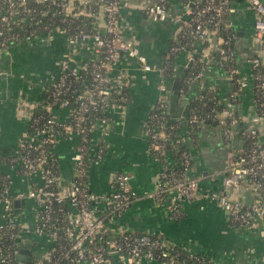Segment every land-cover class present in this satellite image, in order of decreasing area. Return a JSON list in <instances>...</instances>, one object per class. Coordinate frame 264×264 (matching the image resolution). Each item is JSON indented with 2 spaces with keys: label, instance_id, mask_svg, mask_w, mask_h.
<instances>
[{
  "label": "built area",
  "instance_id": "2783aa9c",
  "mask_svg": "<svg viewBox=\"0 0 264 264\" xmlns=\"http://www.w3.org/2000/svg\"><path fill=\"white\" fill-rule=\"evenodd\" d=\"M232 0H185L190 14L188 26L171 46L172 56L182 48L196 43L215 50L228 69L237 89L248 86L247 77L238 74L235 34L225 17L232 11ZM254 10V27L258 38H264V0H241ZM131 5L129 0H0V58L12 46L29 42L49 43L56 33L64 34L69 50L62 54L56 73L43 99L45 115L29 116L30 135L14 149L11 163L23 175L39 179L28 195L14 194L12 178L4 177L0 188V264H18L24 229L15 212L14 201L29 197L37 205V224L33 232L48 239L51 246L32 261V264H216L192 251L168 246L160 238L146 233L124 231L113 235L107 218L121 215L134 200L131 189L132 174L116 172L111 192L93 194L87 182L89 168L98 165L106 153L105 137L111 130L112 113L123 112L130 97L128 73L114 70L123 58L135 59L145 71L154 67L148 62L140 47L126 38L120 30L121 12ZM142 10L154 22L175 19L165 0L143 5ZM103 27L98 26L99 19ZM91 46L90 57L79 60L72 49ZM253 72L257 114L255 124H264V60L255 57L250 61ZM160 72L164 73L163 67ZM202 65L186 76L192 84L202 79ZM161 94L146 121L145 134L151 151L162 160L161 183L157 195L169 202L173 212L199 197L198 179L191 177L192 159L182 148L184 139L174 129L183 123L196 129L204 124H214L229 136L238 123L230 107L221 105L212 95L201 97L198 104L189 107L182 116L169 124V97L167 85H159ZM236 90L230 94L237 96ZM67 114L59 115L60 110ZM33 113V112H32ZM33 115V116H32ZM185 119V121H183ZM99 131V137L95 133ZM246 148L228 168L225 185L240 188L243 180L251 183L254 198L246 203L224 193L217 201L230 220L241 228L251 229L264 221V140L256 125L241 131ZM59 137L73 144V176L66 178L59 170L54 147ZM167 144L172 145L179 158L168 156ZM206 197L213 198L211 194ZM99 204L103 207L100 212ZM24 229V230H22ZM22 231H24L22 233ZM264 236V229L260 230ZM184 255L185 258H182Z\"/></svg>",
  "mask_w": 264,
  "mask_h": 264
},
{
  "label": "crops",
  "instance_id": "0c3cea01",
  "mask_svg": "<svg viewBox=\"0 0 264 264\" xmlns=\"http://www.w3.org/2000/svg\"><path fill=\"white\" fill-rule=\"evenodd\" d=\"M129 1L131 5L121 12L120 30L140 47L154 69L145 71L132 58H123L116 65L115 74L123 71L129 75L131 84L127 90L130 100L123 112L114 110L111 115L113 121L105 137V156L100 164L89 168L87 175L90 192L96 195L111 192L114 174L128 172L132 174L131 189L135 197L121 215L107 218L113 235L124 231L150 234L168 246H179L183 252L199 253L216 264H264V236L260 234L264 221L251 229L241 228L230 220L215 198L224 193L246 203L254 198L248 180H243L238 189L225 185L231 161L247 145L242 129L256 125L264 140V124L253 122L257 106L250 61L255 57L264 60V38L260 39L256 34L253 8L247 2L232 0L233 11L225 17V23L231 24L235 34L238 74L248 78L247 87L236 90L218 53L201 43L182 48L174 55L173 78L189 85L188 91L178 96L179 104L186 100L183 113L193 100L212 95L221 105L230 107L238 119L229 136L214 124L207 123L196 129L186 123L179 126L177 135L184 139V148L191 156L190 175L198 179L199 197L185 202L176 213L171 211L165 198L157 195L164 165L152 154L145 130L149 114L162 98L159 85L164 83L170 90L172 88L173 78L160 70L171 58L170 48L188 26L190 14L185 0H165L175 19L154 22L144 14L142 7L157 0ZM103 25L104 20L100 18L98 26ZM67 50L64 34L56 33L49 43L14 45L0 58V180L10 175L14 194L28 195L39 183L38 178L21 174L19 166L11 163V158L19 142L30 135L29 116L42 103L50 77L56 73L59 60ZM72 52L79 60L92 54L89 45L73 48ZM199 65L204 68L203 78L187 84V71ZM235 90L237 96L232 99L230 94ZM22 100L27 114L21 117L18 109ZM58 113L64 116L67 111L62 109ZM99 135L97 131L95 137ZM73 152L71 142L63 137L57 139L54 155L59 170L66 178L73 176ZM168 156L171 157L169 152ZM206 194H211L213 198L206 197ZM261 195L264 201V190ZM14 206L22 227L32 230L29 233L22 231L20 242L21 248L31 250L25 263L32 264L35 256L48 250L51 244L47 238L33 232L38 221L35 201L29 197L16 199ZM98 207L103 213V207L100 204ZM147 264L160 263L148 261Z\"/></svg>",
  "mask_w": 264,
  "mask_h": 264
},
{
  "label": "trees",
  "instance_id": "16d2710c",
  "mask_svg": "<svg viewBox=\"0 0 264 264\" xmlns=\"http://www.w3.org/2000/svg\"><path fill=\"white\" fill-rule=\"evenodd\" d=\"M200 66V65H199ZM199 66L198 67H192V68H190L187 72H188V74L186 75V76H188L189 75V72L190 71H193L194 69H198L199 68ZM163 69H164V74L165 75H167V77H169V78H173L174 77V75H175V57L174 56H171V58L164 64V66H163ZM173 80H174V78H173ZM188 89H189V85H185V84H183V83H180V91H179V94H181V93H185L186 91H188ZM45 94V93H44ZM46 95V94H45ZM45 95H44V97H45ZM44 99V98H43ZM198 104H211V102H209V101H200V100H193L188 106H187V108H186V111L189 109V107H191V106H194V105H198ZM33 115H45V114H47V110L45 109V107H44V102L42 101V103L41 104H39L37 107H36V109L33 111V113H32ZM32 115V116H33ZM168 116V118H169V120H170V122H169V124H175L176 125V122H175V119H173V117H172V114H171V112L167 115ZM31 123V122H30ZM30 123H29V125H30ZM30 129V132L32 131L31 130V127L29 128ZM177 131H178V128L176 127L175 129H174V131H173V135H172V137L173 138H175L176 137V135H177ZM167 147L169 148V150H168V152H169V155L172 157V158H179V152H177L174 148H172V145H170V144H167ZM182 148H184V146L182 147ZM152 152V154H154V152L153 151H151ZM155 155V154H154ZM2 183H3V179H1L0 180V188L2 187ZM172 247V246H171ZM175 248H178V249H180V250H182V252H183V249L181 248V247H179V246H175ZM183 253H185V254H187V251H184ZM197 254H199V253H197ZM200 256H202L203 257V255H201V254H199ZM182 258H185L184 257V255H182ZM206 259V258H205ZM207 260V259H206ZM208 261H210V260H208Z\"/></svg>",
  "mask_w": 264,
  "mask_h": 264
},
{
  "label": "water",
  "instance_id": "95a60500",
  "mask_svg": "<svg viewBox=\"0 0 264 264\" xmlns=\"http://www.w3.org/2000/svg\"><path fill=\"white\" fill-rule=\"evenodd\" d=\"M179 91H180V79L176 78L172 84L171 94L169 97V110L172 116L176 118L182 116L184 107L186 105V100H183L179 104V99H178ZM17 203L18 201L15 202V204ZM31 253H32L31 250L21 248L20 254L17 257V259L20 260V264H26L25 263L26 256H30ZM27 264H31V262H27Z\"/></svg>",
  "mask_w": 264,
  "mask_h": 264
},
{
  "label": "rangeland",
  "instance_id": "374dc122",
  "mask_svg": "<svg viewBox=\"0 0 264 264\" xmlns=\"http://www.w3.org/2000/svg\"><path fill=\"white\" fill-rule=\"evenodd\" d=\"M39 61H40V59H39ZM162 97L164 98V99H167L168 97L165 95V94H163L162 93ZM23 103H24V101L22 100V101H20V103H19V109H18V114H19V116H23V115H26L27 114V109L25 108V107H23L24 105H23ZM20 117V118H21ZM183 121H185V119L183 120Z\"/></svg>",
  "mask_w": 264,
  "mask_h": 264
}]
</instances>
